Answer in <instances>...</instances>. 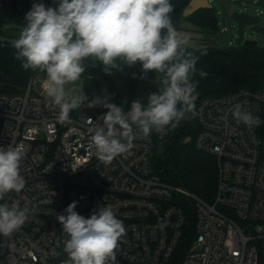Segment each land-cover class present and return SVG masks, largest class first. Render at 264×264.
Segmentation results:
<instances>
[{"label":"built area","instance_id":"built-area-1","mask_svg":"<svg viewBox=\"0 0 264 264\" xmlns=\"http://www.w3.org/2000/svg\"><path fill=\"white\" fill-rule=\"evenodd\" d=\"M40 78L21 94L0 93V147L23 144L26 152L25 188L0 203L30 209L24 226L10 238L0 235V264H64L68 237L57 216L73 202L86 218L110 205L123 222L116 264H264V89L209 97L197 107L195 148L214 156L218 167L208 202L155 172L169 128L148 139L138 134L130 154L105 165L91 143L105 111L75 109L61 122L59 109L37 90ZM236 104L261 123L234 119L229 110Z\"/></svg>","mask_w":264,"mask_h":264},{"label":"clouds","instance_id":"clouds-1","mask_svg":"<svg viewBox=\"0 0 264 264\" xmlns=\"http://www.w3.org/2000/svg\"><path fill=\"white\" fill-rule=\"evenodd\" d=\"M174 7L170 0H59L58 6L35 3L25 16V24L13 41L15 59L24 70L44 74L43 94L59 109L58 119L69 120V113L88 101L81 81L86 61H99L103 71L111 74L121 64L142 66V79L153 71L160 77L158 91L147 104L139 99L130 109L95 96L88 108L102 107V125L94 126L91 143L97 158L105 165L123 154H130L133 141L150 138L153 130L163 133L168 127L198 115L197 74L199 57L186 50L189 34L173 23ZM71 85V87H66ZM234 119L247 126L261 121L236 104L229 110ZM26 152L23 144L0 147V201L8 193H20L26 185L21 163ZM69 204L65 214L57 216L68 239L63 251L64 264H116L117 250L126 234L123 222L113 208L99 207L86 218ZM30 209L17 203H0V235L10 238L29 220Z\"/></svg>","mask_w":264,"mask_h":264},{"label":"trees","instance_id":"trees-1","mask_svg":"<svg viewBox=\"0 0 264 264\" xmlns=\"http://www.w3.org/2000/svg\"><path fill=\"white\" fill-rule=\"evenodd\" d=\"M174 7L171 15L181 14L189 0H170ZM35 0H0V35H7V25L17 21ZM46 7L55 8L54 0L42 2ZM10 19V22L7 20ZM202 27L206 34L213 36L218 30L217 17L209 11H200L189 18ZM215 43L214 37H211ZM13 41L0 39V93H23L35 72L24 70L21 62L15 59L16 50ZM188 52L198 56L196 67L208 73L206 78L198 74L193 77L199 81L195 101L196 110L199 103L209 97L227 95L242 89L259 91L264 89V49L258 46H234L227 49L216 44L207 45L205 50L195 51L186 47ZM85 91L88 96L81 108L90 111H106L102 107L88 108L87 103L95 96L107 97L109 102L128 109L133 100L139 99L147 104L150 93L158 91L160 84L132 76L126 70L113 69L111 74L103 71V66L89 67L86 64ZM169 128V137L163 151L154 159L155 172L166 182L181 186L192 194L211 202L215 198L218 167L214 156L195 148L198 133L196 116L182 120L176 128ZM189 221L193 223L194 215L191 205L186 204Z\"/></svg>","mask_w":264,"mask_h":264},{"label":"rangeland","instance_id":"rangeland-1","mask_svg":"<svg viewBox=\"0 0 264 264\" xmlns=\"http://www.w3.org/2000/svg\"><path fill=\"white\" fill-rule=\"evenodd\" d=\"M255 1L256 0H212L211 6L217 14L218 30L215 35L211 36L214 37L216 42H210L209 45L212 46L216 44L217 47H220L222 49H227L235 46V41L238 38V25L234 21L233 16L236 13H247L251 17L259 18L260 27L264 28V0H261L257 3H255ZM54 2L58 4L59 0H54ZM258 11H262L263 14L258 16ZM172 18L173 22L183 21L182 13L173 15ZM25 23V19L21 15L19 18H17V21L12 24L9 23L7 25L8 33L7 35H0V39L14 41L16 38H18L19 33ZM244 40L257 41L258 47L264 49V35L252 32L249 27L245 29ZM86 64L92 68L103 66L99 61L95 62V66H93L91 61H86ZM119 70H126L136 78H141V76L143 75L142 66L139 62H137V64L133 66L121 64ZM38 75H41V78L37 83V90L39 93H43L40 85L42 80L44 79V74L35 72V76ZM35 76H33V78ZM145 80L159 83L160 77L156 75L155 72L150 71L147 73V78ZM78 83H82L84 85L83 91H85V78L82 77L81 81H79ZM66 87H71V85Z\"/></svg>","mask_w":264,"mask_h":264},{"label":"water","instance_id":"water-1","mask_svg":"<svg viewBox=\"0 0 264 264\" xmlns=\"http://www.w3.org/2000/svg\"><path fill=\"white\" fill-rule=\"evenodd\" d=\"M211 5L209 3V0H191L189 4L185 7L184 11L182 12V16L184 18H188L192 16L194 13H196L199 10L202 9H210ZM234 21L238 25V38L235 41V46H258L257 41L252 40H244L245 35V29L247 27L250 28L252 32H255L257 34L264 35V28L260 27V19L256 17H251L247 13H236L233 16ZM11 20L8 19L7 22H10ZM177 29L181 32H189L190 41L187 45L188 48L195 50V51H201L205 50L207 48L206 45L203 43H198L196 39H204V34H201L203 32V29L197 26L192 25L189 22L182 21V22H174ZM199 33V34H194ZM60 260L59 262H61Z\"/></svg>","mask_w":264,"mask_h":264},{"label":"flooded vegetation","instance_id":"flooded-vegetation-1","mask_svg":"<svg viewBox=\"0 0 264 264\" xmlns=\"http://www.w3.org/2000/svg\"><path fill=\"white\" fill-rule=\"evenodd\" d=\"M190 1H191V0H189V2H190ZM211 1H212V0H209L210 5H211ZM189 2H188V4H189ZM200 11H209L211 14L213 13V14L217 17V14L215 13V11H214V9L212 8V6H211L210 9H202V10L197 11L196 13H198V12H200ZM196 13H194V14H196ZM194 14H193V15H194ZM190 17H191V16H190ZM190 17H188V18H184V17H183V21L189 22V23H191L192 25L197 26L196 24H194L192 21L189 20ZM174 22H182V21H174ZM174 22H173V23H174ZM197 27H199V26H197ZM200 28H202V27H200ZM202 29H203V28H202ZM185 33H189V32H185ZM194 34H199V33H194ZM201 34H204V39H200V38L196 39V41H197L198 43H201V44L203 43L204 45L207 46L210 42H214V41H212L211 36L205 33V30H204V29H203V32H202ZM215 42H216V40H215Z\"/></svg>","mask_w":264,"mask_h":264},{"label":"crops","instance_id":"crops-1","mask_svg":"<svg viewBox=\"0 0 264 264\" xmlns=\"http://www.w3.org/2000/svg\"><path fill=\"white\" fill-rule=\"evenodd\" d=\"M55 3V2H54Z\"/></svg>","mask_w":264,"mask_h":264}]
</instances>
